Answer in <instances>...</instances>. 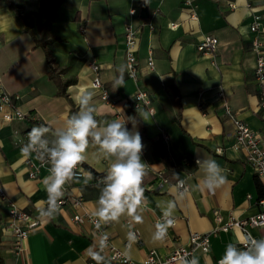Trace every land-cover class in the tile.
<instances>
[{"label":"crops","instance_id":"1","mask_svg":"<svg viewBox=\"0 0 264 264\" xmlns=\"http://www.w3.org/2000/svg\"><path fill=\"white\" fill-rule=\"evenodd\" d=\"M23 1L27 11H38L40 0ZM142 5L147 7L146 19L139 16ZM130 8L137 11L134 16L128 15ZM255 14L260 16L264 49V0H191L188 4L184 0H63L51 26L52 36L59 40L47 45L51 60L48 63L44 52L34 47L23 30L18 16L0 0V80L5 91L18 96L16 105L27 114L23 121H0V187L7 198L36 220L22 250L16 253L11 238L2 231L8 217L7 206L0 200L1 263L108 264L89 239L90 225L75 224L70 219L82 208L66 206L53 219L40 216L38 209L46 207L48 199L43 185L48 173L42 170L38 178H28L26 156L15 144V129L24 131L44 125L55 130L65 125L70 102L57 91L59 80L68 78H74L75 83L68 85L65 92L78 111L79 97L90 91L98 121L126 122L130 117L127 128L141 135L142 163L149 165L141 183L146 198L138 209L142 222H136L128 213L117 219L99 217L98 198L103 186L92 183L91 177L73 178L66 183L71 197L81 198L83 208L107 222V234L116 247L124 249L130 229L137 232L138 242L125 250L135 263L140 264L148 250L154 249L165 257L175 247L187 244L192 232H210L217 214L225 220L230 216L241 219L261 210L256 204L255 172L246 163L243 151L233 147V126L223 113L226 102L264 141V118L258 107L259 92L264 96V81L258 83L254 78L255 58L249 31ZM126 22L138 29V62L143 68L150 51L154 70L144 71L137 82L124 73L123 87L115 89L117 68L124 65ZM147 23L152 24V29ZM206 34L218 40L213 55L200 54L195 49L199 38ZM91 57L100 66L99 78L110 103L103 102L92 87L93 75L87 67ZM49 65L68 69L49 78ZM138 86L148 93L152 113L146 105L134 109L127 100ZM162 134L167 135L166 141ZM48 138H52L51 132ZM156 139L164 145L169 166L151 149L150 140ZM217 148L222 149V154L215 152ZM84 156L83 162L97 173L108 174L114 162V157L106 156L90 140ZM29 157L33 159V155ZM182 158L187 163H182ZM198 158L214 159L224 169L227 181L213 191L204 188V171L196 164ZM163 169L172 183L158 190L154 172ZM178 179L186 183L185 192H177L173 182ZM168 201L175 203V224L167 229L164 239L155 240L156 219L163 215ZM249 232L257 239L264 238L261 228H250ZM245 237L237 228L210 233L209 252L196 251L194 256L199 264H216L229 243L241 242ZM94 254L102 259L97 261Z\"/></svg>","mask_w":264,"mask_h":264},{"label":"built area","instance_id":"2","mask_svg":"<svg viewBox=\"0 0 264 264\" xmlns=\"http://www.w3.org/2000/svg\"><path fill=\"white\" fill-rule=\"evenodd\" d=\"M185 3H190L191 0H184ZM233 6V4H231ZM137 11L134 8L128 10L129 16H134ZM149 29H152V24H146ZM249 31L251 35V52L255 58L254 65V78L258 83L264 81V49L263 42L261 39L260 32V16L253 15L252 21L249 24ZM137 43H138V29L134 28L130 22L124 23L123 26V46H124V65L127 70L125 71L126 77L133 82H137L140 75L145 72H151L154 70V59L152 53L149 51L146 56L145 66L142 68L138 62L136 52H137ZM218 46V40L213 35H203L199 38L198 42L195 44V49L200 54H209L213 55ZM87 67L92 73V87L96 89L100 98L103 102L110 103L111 98L103 87L102 82L99 78V69L100 66L97 62V59L91 57L87 61ZM223 95L222 91L218 93V96ZM259 111L261 116L264 118V96L259 92ZM18 99L17 95L9 94L4 90L1 80H0V121L2 122H18L25 120L27 114L23 112L17 105L16 100ZM127 100L130 102L134 109H138L144 105L148 106L150 103L148 93L141 89L139 86L135 88L133 92L128 94ZM148 112L152 113L153 108L148 106ZM223 113L226 119L233 126V147L241 149L244 154V158L247 164H249L255 175L258 177L264 188V141L259 136V134L241 121L236 112L229 106L228 103H223ZM204 115V113H202ZM31 128L20 131L15 129L13 132L16 136L15 144L21 148L22 143H27V133ZM167 135L162 134V139L167 140ZM216 153L222 154V149L217 148ZM144 152L142 150L141 156ZM26 156V174L28 178L36 179L39 177V174L42 170L49 173L50 163L41 161L36 158V154L33 152L31 154H24ZM33 155V159L29 157ZM182 163H187L186 158H182ZM146 169H149V165L146 164ZM76 177H91L92 183L99 184L103 186V180L107 176H93L92 172L88 170L85 166L78 164L75 168ZM155 178L158 183L156 188L159 190L165 185H169L172 182L166 176L165 170H159L154 172ZM182 182V183H181ZM174 186L177 188L178 193L185 192L187 190V185L182 179L175 180L173 182ZM67 185L63 186V195L59 200L60 209L66 206H72L76 208H82L80 211H76L70 217L71 221L75 224H89L90 232L89 239L93 244L96 245L98 250L106 257L108 264H137L132 259L126 255V248L129 247L132 243H137L139 236L134 229H130L129 232H133L136 235L135 240H130L125 244L124 249L116 247L109 235L107 234L106 227L107 222L101 221L93 212L83 208V201L81 198L71 197L70 193L67 191ZM46 191V190H45ZM48 197V194L46 192ZM0 200L7 206V217L8 220L2 225V231L6 233L12 241L13 249L16 253H19L22 250V244L27 238L30 228L36 223V220L33 219L30 213L19 209L12 200L7 198L3 189L0 187ZM256 204L261 207L257 213L250 215L246 218L237 219L232 216L228 217L226 220L222 218L219 214L215 215L216 225L210 232H192L189 235L188 242L185 245H179L172 249L169 254L165 257L158 255L156 250H148L140 264H182V258L186 254L188 259H191L192 255L196 251L201 253L209 252L210 247V233L214 235L217 232H228L232 228H237L241 230L246 237L255 238L249 232L250 228H261L264 230V193L261 196H258L256 199ZM47 206V204H46ZM163 215L159 216L156 219V223L162 222ZM245 237V238H246ZM245 238L241 241L245 242ZM257 239V238H256ZM218 261L216 264H218ZM85 264H95L93 262H87Z\"/></svg>","mask_w":264,"mask_h":264},{"label":"clouds","instance_id":"3","mask_svg":"<svg viewBox=\"0 0 264 264\" xmlns=\"http://www.w3.org/2000/svg\"><path fill=\"white\" fill-rule=\"evenodd\" d=\"M125 65L117 68L118 76L113 79V87H123ZM93 93L84 92L79 97L80 109L72 114L63 127L51 130L44 125L34 126L27 133V143H22V154L35 153L36 158L50 163L49 175L43 180L48 194L47 206L38 209L40 216L55 218L60 210L59 200L63 195V186L76 177L75 168L84 161V152L88 147L89 138L95 141L102 152L108 157H114L98 198L97 215L103 219H117L121 214L133 215L136 222H142L138 213L143 201L144 189L142 179L146 174L142 163L143 143L138 131H130L126 122L119 119L100 122L95 118L96 109L92 105ZM148 113H144L145 119ZM131 121V120H130ZM52 133V138L48 134ZM197 166L204 171L203 187L209 191L215 190L227 181L224 169L214 159H197ZM182 183V182H181ZM173 201L167 202L163 210V220L155 225L153 234L155 240H162L167 235V229L175 224L172 212ZM130 240H135L133 232L128 233ZM242 242L229 243L218 264H264V238H245ZM186 254L182 264H199L196 256L191 259ZM94 259L102 257L94 254Z\"/></svg>","mask_w":264,"mask_h":264},{"label":"trees","instance_id":"4","mask_svg":"<svg viewBox=\"0 0 264 264\" xmlns=\"http://www.w3.org/2000/svg\"><path fill=\"white\" fill-rule=\"evenodd\" d=\"M5 5L13 11L18 18L21 20L23 25V30L27 33L31 39L33 40L34 47L40 48L45 56L47 57L48 63H51V60L48 59V51L47 45L59 40V38L52 36L51 34V26L56 18L57 9L59 8L61 2L63 0H40L38 4V11L36 13H32L26 10V3L23 0H2ZM68 68H57L55 66L49 65L48 77L54 78L58 77L62 73L66 72ZM75 83L74 78H68L66 80H59L58 82V95H63L70 102V108L68 112V118L78 111V106H75L70 99L68 98V94L65 92V89L68 85ZM132 107V106H131ZM129 113H133L128 108ZM97 120L98 118L95 117ZM175 120L178 121V116H175ZM90 141L95 142L91 138ZM150 146L157 156V158L164 163V165L169 166V161L167 160V155L165 152L164 145L160 141V139L150 140ZM85 166L88 170H90L93 176H103V173L95 172L90 166L86 165L83 161L80 163ZM256 191L258 196H261L264 193V188L258 177L255 175L254 177ZM0 264L1 258H0Z\"/></svg>","mask_w":264,"mask_h":264},{"label":"water","instance_id":"5","mask_svg":"<svg viewBox=\"0 0 264 264\" xmlns=\"http://www.w3.org/2000/svg\"><path fill=\"white\" fill-rule=\"evenodd\" d=\"M139 16L142 19H146L148 17V11L146 5H142L140 8Z\"/></svg>","mask_w":264,"mask_h":264},{"label":"rangeland","instance_id":"6","mask_svg":"<svg viewBox=\"0 0 264 264\" xmlns=\"http://www.w3.org/2000/svg\"><path fill=\"white\" fill-rule=\"evenodd\" d=\"M176 264H180V263H176Z\"/></svg>","mask_w":264,"mask_h":264}]
</instances>
